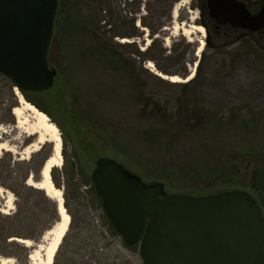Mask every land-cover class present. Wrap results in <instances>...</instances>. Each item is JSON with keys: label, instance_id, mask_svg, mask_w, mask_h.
<instances>
[{"label": "rangeland", "instance_id": "obj_1", "mask_svg": "<svg viewBox=\"0 0 264 264\" xmlns=\"http://www.w3.org/2000/svg\"><path fill=\"white\" fill-rule=\"evenodd\" d=\"M70 2L65 0L70 6L67 19L62 17V12L60 19L55 20L48 53L50 66L58 70L55 84L47 91H30L28 94L43 109L28 100L18 88L27 101L49 116L62 136L63 164L55 167V176L69 205L71 226L53 264H144L139 245H126L103 209L102 199L92 181L100 157H114L146 182H162L167 193H188L197 188L204 191L201 186L204 182L223 184L229 180L236 187L245 188L252 194L256 192L264 198V181L257 179V168L264 165L256 164L257 153H263L264 157V45L251 37L241 41L236 37L221 48L207 46L206 33H187L180 28L186 24L198 26V11L188 10L191 0H104L101 5L96 0H85L101 18V31L105 36L112 42L129 44L122 49L143 64L139 72L127 73L106 61L105 56L98 54L101 60L92 58L91 53L97 50L99 39L71 20ZM176 5L180 8L174 16ZM125 19H133L134 23ZM152 29L158 32L152 34ZM119 32L132 36H117ZM202 38L205 45L198 54ZM156 39L167 50L164 55L172 56L140 60L138 49L146 50ZM157 50L156 47L152 52ZM149 61L153 62L154 70L148 66ZM198 63L197 83L186 92L156 72H161L159 67H162L167 69L168 75L185 79L193 70L195 76ZM136 87L158 93L172 107L206 108L218 115L213 116V124L208 126L205 134L203 131L186 134L165 157L157 159L153 157L149 132L164 123L157 120L156 114L143 110L136 97ZM15 88L13 92L19 106ZM8 97L5 96L6 104L10 101ZM35 116L26 110L24 119L33 124ZM0 117L3 121L0 123V142H7L9 152L15 158L28 160L31 155L25 150L32 138L21 128H16L14 114L2 112ZM112 137L115 143L126 145V155L113 151L117 146L111 144ZM47 143V150L52 153L53 143ZM223 148L236 151L235 158L231 157L230 177L215 176L216 173L210 176L216 165L215 157ZM245 150L249 156H245ZM22 172L18 169V173ZM159 173L172 177L171 182L159 177ZM65 175H68L67 181ZM0 198V210L5 213L16 210V196L1 184ZM29 202L32 206V199ZM45 218L49 220L51 215L46 213ZM53 238V234L45 233L40 241L31 240L27 253L10 248L12 254L0 255V258L10 257L13 264H33L29 255L35 252L34 261L41 263L43 249Z\"/></svg>", "mask_w": 264, "mask_h": 264}, {"label": "water", "instance_id": "obj_2", "mask_svg": "<svg viewBox=\"0 0 264 264\" xmlns=\"http://www.w3.org/2000/svg\"><path fill=\"white\" fill-rule=\"evenodd\" d=\"M58 7L59 0H0V72L24 92L55 84L48 53ZM210 7L221 24L264 28V3L256 14L244 0H210ZM92 181L113 227L126 245H139L144 264H264V213L248 190L167 193L110 156L97 159ZM58 212L61 220L59 203Z\"/></svg>", "mask_w": 264, "mask_h": 264}, {"label": "trees", "instance_id": "obj_3", "mask_svg": "<svg viewBox=\"0 0 264 264\" xmlns=\"http://www.w3.org/2000/svg\"><path fill=\"white\" fill-rule=\"evenodd\" d=\"M70 1H72L70 3L73 10V13H70L71 20H73V22H76V25H81L84 30L91 31L92 33L96 34L99 39L97 50L91 53V55H93L92 58L101 60V57L105 56L104 59H106V61L109 60L113 62L115 66L120 69V71H123L122 69H125L127 70V73L130 71H134V73H136L139 72V68H143L142 63H139L136 58L128 55L127 51H124L122 49L123 47L130 46L129 44L115 43L112 42L111 38H107L105 36L103 31H101V18L99 17V15H97L96 12H93V6H91V3H86L84 2L85 0ZM96 1L100 5L104 3V0ZM69 8L70 6L68 7L66 5L65 0H59L57 13L59 17H57L58 19L56 20L60 19L62 12V17L67 19V16L70 12L68 11ZM125 21L129 22L130 24L134 23L133 19H125ZM157 32L158 31H156V29H152V34H155ZM117 36L129 37L132 35L127 32H119ZM156 47L158 48V50L153 53L152 51H154ZM166 51L167 50L164 47H161L156 39L146 50L142 51L138 49L137 56L140 58V60H145L146 58H170L172 55H164ZM98 54L102 56L100 57ZM200 63H198L197 65L196 74L192 80L186 83L174 82L170 84L182 87L185 92L193 88L197 83L196 78L200 74ZM159 68L161 72L169 74L167 69H163L162 67ZM138 76H140V73H138ZM15 87V83L9 77L0 72V116L2 112H4V115H10L14 107L18 105L16 102L15 94L13 92V89ZM136 92H138L136 97L139 98V101H141L143 110L149 112V114L151 115L156 114L155 116H157V120L160 119L164 123L163 126H160L159 129L154 128L149 132L150 141L153 144V157L157 159L159 157H165L175 147L180 138L185 136L186 134L197 131H203V134H205L206 131L209 130L208 126L213 124V116L218 115V112H214L211 109L206 110V108L200 109L186 106H179L177 108L172 107L170 105V102L164 100L158 93L155 94L153 92L146 91L144 87H142L141 89L140 87H136ZM23 93L28 100L32 101L38 107L42 108L32 99H30V97L28 96L29 92L23 91ZM6 95H8V99H10L7 104V101L5 99ZM151 118L155 117L152 116ZM1 120L2 119L0 117V123L3 122ZM112 140L110 141L111 144L113 142V145L117 146L113 151L126 155V145L120 142L115 143L114 137H112ZM160 140L164 143H162ZM209 147L213 148V145H209ZM47 148L48 143L46 142L40 150L33 152L28 160L15 158L9 151H4L0 156V184L11 190L17 198V200L15 201L17 208L15 211L11 213H3L0 210V255L2 256L11 255L12 253H10L9 251L10 248H17L21 252L27 253L28 247H26L23 243L16 241V237L38 242L43 238L48 230L52 229L57 224V222L60 221L58 203L56 202V200L48 196L43 189L28 185V180L31 177L36 181H40L41 177H39V174L41 173L44 162L51 155ZM221 151L222 153L217 154L215 157L216 165L213 168V172L210 174V176H213L216 173L215 176H226L227 178H229V168L233 166L232 160L233 158H235L236 151H230L225 148L221 149ZM245 153H248V151L245 150L244 154ZM232 156L233 158H231ZM245 156L249 155L245 154ZM257 157L258 158L256 160V164L258 163L260 166L264 165L263 153H257ZM18 169L23 170L22 174L18 173ZM55 170V168L52 169L53 181L56 186L58 185L59 187L60 182L55 176ZM158 176L167 179L169 182H171L170 180H172V177L167 178L166 175H163L162 173H159ZM65 179L66 181L69 179L68 175H65ZM257 179L260 181H264V167H260V169L257 168ZM203 184H201V186L202 190L205 189L204 191H200L201 188H197L194 190H189L190 192H188V194L204 195L228 189L241 188L236 187L234 185L235 183H230L229 180H226V182L223 184H208L205 182ZM253 195H255L254 197L261 205L264 213V198H262L261 195L256 194V192ZM31 199L32 206L29 205V201ZM65 206L69 211V205L66 199ZM46 213H49L51 215V218L49 220L45 218ZM109 223L111 224L110 220Z\"/></svg>", "mask_w": 264, "mask_h": 264}, {"label": "bare ground", "instance_id": "obj_4", "mask_svg": "<svg viewBox=\"0 0 264 264\" xmlns=\"http://www.w3.org/2000/svg\"><path fill=\"white\" fill-rule=\"evenodd\" d=\"M179 6L176 5L173 9V15L176 16L179 11ZM198 25V24H197ZM180 28L184 29L185 32L189 33L192 31L200 32L202 35L206 33L205 28L201 25L193 26V25H181ZM126 41L127 39H123ZM205 45V40L202 38L199 42V52L202 51ZM148 66H150L154 70V64L152 61H149ZM159 75H162L164 78L171 80L172 82H182L187 81L193 78V72L187 78H181L177 75L167 76L161 74V72L156 71ZM16 89V95L19 98L20 105L14 107L12 113L16 117V128H21L27 136L31 137V142L27 145L25 153L32 154L40 150L41 145L47 141L53 143L52 154L50 155L49 159H47L46 164L41 172V179L40 181H34L31 177L28 180V184L39 189H43L48 196L52 199L56 200L59 203L60 211H61V220L57 222V224L46 233H50L54 235L52 241L43 249L44 250V258L41 263H36L34 261L35 252H31L29 255L30 260L33 261V264H53L54 257L56 252L62 242L64 235L68 230L69 223L71 221V217L65 208L64 204V194L61 188L57 187L52 179V169L55 167H59L63 164V155H62V136L59 132V128L55 123H53L49 116L37 108L35 105L27 101L21 94V92ZM22 104V106H21ZM31 111L35 114L36 122L33 124H28L27 121L24 119L25 111ZM8 150L11 151L10 148L7 146V142L3 141L0 142V152ZM4 212L3 210H1ZM5 213V212H4ZM19 241H22L27 246L32 245L31 240L23 239V238H15ZM1 264H13V259L10 257L0 258Z\"/></svg>", "mask_w": 264, "mask_h": 264}, {"label": "flooded vegetation", "instance_id": "obj_5", "mask_svg": "<svg viewBox=\"0 0 264 264\" xmlns=\"http://www.w3.org/2000/svg\"><path fill=\"white\" fill-rule=\"evenodd\" d=\"M244 1L252 14L259 12L264 3V0H257L256 2L251 0ZM188 8V10L194 8L198 11L199 15L196 22L205 28L206 39L208 40L207 46L221 48L236 37L239 41L251 37L259 40L258 43L260 45H264V28L251 31L248 28L233 27L229 23H219L211 14L210 0H191Z\"/></svg>", "mask_w": 264, "mask_h": 264}]
</instances>
